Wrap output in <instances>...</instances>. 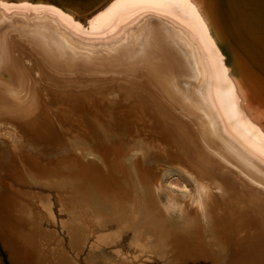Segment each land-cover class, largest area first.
Instances as JSON below:
<instances>
[{
	"label": "bare ground",
	"instance_id": "1",
	"mask_svg": "<svg viewBox=\"0 0 264 264\" xmlns=\"http://www.w3.org/2000/svg\"><path fill=\"white\" fill-rule=\"evenodd\" d=\"M207 4L0 0L14 264H264V90Z\"/></svg>",
	"mask_w": 264,
	"mask_h": 264
},
{
	"label": "water",
	"instance_id": "2",
	"mask_svg": "<svg viewBox=\"0 0 264 264\" xmlns=\"http://www.w3.org/2000/svg\"><path fill=\"white\" fill-rule=\"evenodd\" d=\"M208 8L241 71L264 90V0H210Z\"/></svg>",
	"mask_w": 264,
	"mask_h": 264
},
{
	"label": "rangeland",
	"instance_id": "3",
	"mask_svg": "<svg viewBox=\"0 0 264 264\" xmlns=\"http://www.w3.org/2000/svg\"><path fill=\"white\" fill-rule=\"evenodd\" d=\"M2 173H5V171H1ZM0 188H1V186H0ZM2 190V189H1ZM2 205H4V203L2 202ZM2 205H0V215L1 214H4V216L3 215H1L2 216V220H0V223L1 224H3L2 226L5 228V229H7L6 228V225H4V220H5V213H6V211H4V209L2 208ZM4 207V206H3ZM5 213H4V212ZM16 245V247L18 248V252H20V250H21V247L17 244V243H15ZM19 246V247H18ZM85 254L86 253H84L83 254V256H82V260H83V262L84 263H86V261H85ZM0 255H1V260H0V264H14L12 261H11V259H10V254H9V252H8V249L5 247V245H4V243L0 240ZM150 264H162V263H150ZM192 264H211V262H208V261H206V262H199V263H192Z\"/></svg>",
	"mask_w": 264,
	"mask_h": 264
}]
</instances>
